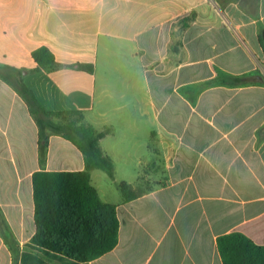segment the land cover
I'll use <instances>...</instances> for the list:
<instances>
[{"label":"crops","instance_id":"crops-1","mask_svg":"<svg viewBox=\"0 0 264 264\" xmlns=\"http://www.w3.org/2000/svg\"><path fill=\"white\" fill-rule=\"evenodd\" d=\"M263 30L264 0H0V65L105 134L115 177L94 169L91 184L120 228L89 264H224L232 232L264 245ZM84 169L60 135L42 163L36 119L0 78V264H70L33 244V175Z\"/></svg>","mask_w":264,"mask_h":264},{"label":"trees","instance_id":"trees-1","mask_svg":"<svg viewBox=\"0 0 264 264\" xmlns=\"http://www.w3.org/2000/svg\"><path fill=\"white\" fill-rule=\"evenodd\" d=\"M264 46V30L260 35ZM38 70H49L55 56L47 47L33 52ZM78 69L93 72L92 66L78 65ZM0 78L5 80L26 100L39 127L41 161L47 158L52 135H60L75 144L83 153L85 169L79 172L37 171L33 175L35 218L38 233L33 239L36 247L48 255L70 264H89L112 251L118 244L120 228L115 205L104 204L91 184L94 169L105 171L114 179V164L100 142L104 133L83 121L81 112H49L24 83L22 71L1 66ZM54 117L64 119L57 123ZM125 201L140 196L125 182L119 184ZM218 248L224 264H264V245L256 244L241 232L218 238Z\"/></svg>","mask_w":264,"mask_h":264},{"label":"rangeland","instance_id":"rangeland-1","mask_svg":"<svg viewBox=\"0 0 264 264\" xmlns=\"http://www.w3.org/2000/svg\"><path fill=\"white\" fill-rule=\"evenodd\" d=\"M53 120H54L55 122H57V123H63V122H65L64 119L57 118V117H54Z\"/></svg>","mask_w":264,"mask_h":264}]
</instances>
